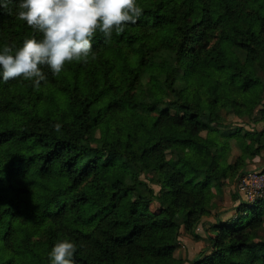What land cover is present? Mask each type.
<instances>
[{"label":"trees","instance_id":"16d2710c","mask_svg":"<svg viewBox=\"0 0 264 264\" xmlns=\"http://www.w3.org/2000/svg\"><path fill=\"white\" fill-rule=\"evenodd\" d=\"M137 2V24L98 33L94 60L45 68L39 89L0 76V264H50L65 236L75 264H182L180 227L264 144V0ZM17 3L0 9V49L32 35ZM234 207L189 264H264V197Z\"/></svg>","mask_w":264,"mask_h":264},{"label":"clouds","instance_id":"9594fccd","mask_svg":"<svg viewBox=\"0 0 264 264\" xmlns=\"http://www.w3.org/2000/svg\"><path fill=\"white\" fill-rule=\"evenodd\" d=\"M13 0H0V9L11 11ZM17 19L32 30L21 46L0 49V76L4 82L23 80L37 89L47 84L45 68L59 76L68 64L95 59L93 40L102 34L106 41L137 24L143 8L137 0H18ZM59 132L61 125H53ZM82 246V245H81ZM78 245L65 236L49 255L50 264H75Z\"/></svg>","mask_w":264,"mask_h":264},{"label":"rangeland","instance_id":"374dc122","mask_svg":"<svg viewBox=\"0 0 264 264\" xmlns=\"http://www.w3.org/2000/svg\"><path fill=\"white\" fill-rule=\"evenodd\" d=\"M169 62H172L171 58H169ZM148 80L150 87L156 90L158 88L157 79L150 76ZM227 118L231 120L233 125L237 124L242 126V129L247 131L262 126L261 121H251L243 115L229 114ZM102 132L103 128L101 127L98 129V134H102ZM242 140L246 142L247 138L243 137ZM229 142L230 158H232L236 154H239L241 149L238 146L237 139L230 138ZM188 154L189 151L186 149L185 155L187 156ZM244 167L246 171H244L239 178L235 175H231L225 179L219 189L215 191L213 188L214 194L208 201L209 212L204 214L200 221L193 226L192 231H187L180 227L171 246L173 254L183 259L182 264H189L190 259L199 249L204 250V253L208 252L206 250V245L210 242L209 236L213 234V230L210 228V222L214 221L215 214L217 213V216L222 219H233L235 215V204L238 201L248 202L251 197L250 192L262 183V180H259L258 176H254L253 173L260 172V170L264 169V144L260 145L257 154L250 158H246ZM243 182L245 186L242 184ZM156 206L157 201L153 200L150 204V208L154 209ZM261 233L262 231H258V234Z\"/></svg>","mask_w":264,"mask_h":264},{"label":"built area","instance_id":"2783aa9c","mask_svg":"<svg viewBox=\"0 0 264 264\" xmlns=\"http://www.w3.org/2000/svg\"><path fill=\"white\" fill-rule=\"evenodd\" d=\"M253 174H254V176L257 175L259 180H262V183L256 189L254 188L250 192L251 197H250V199L248 201H253V200H256V199H258L260 197H264V169L260 170V172L253 173ZM242 184L245 186L244 182Z\"/></svg>","mask_w":264,"mask_h":264},{"label":"crops","instance_id":"0c3cea01","mask_svg":"<svg viewBox=\"0 0 264 264\" xmlns=\"http://www.w3.org/2000/svg\"><path fill=\"white\" fill-rule=\"evenodd\" d=\"M199 250H201V249H199ZM199 250H198V251H199ZM198 251H197V252H198Z\"/></svg>","mask_w":264,"mask_h":264}]
</instances>
